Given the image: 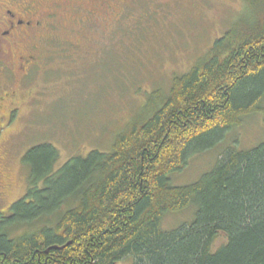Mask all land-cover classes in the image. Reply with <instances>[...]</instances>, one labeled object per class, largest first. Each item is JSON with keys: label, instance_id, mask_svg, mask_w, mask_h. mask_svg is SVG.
<instances>
[{"label": "trees", "instance_id": "1", "mask_svg": "<svg viewBox=\"0 0 264 264\" xmlns=\"http://www.w3.org/2000/svg\"><path fill=\"white\" fill-rule=\"evenodd\" d=\"M247 6L250 21L175 76L168 95L152 93L110 152L56 169L53 145L27 151L29 188L0 216V264H264V142L227 148L198 181L171 183L244 118L264 115V0ZM184 210L189 224L162 229Z\"/></svg>", "mask_w": 264, "mask_h": 264}, {"label": "rangeland", "instance_id": "2", "mask_svg": "<svg viewBox=\"0 0 264 264\" xmlns=\"http://www.w3.org/2000/svg\"><path fill=\"white\" fill-rule=\"evenodd\" d=\"M16 1L21 8L24 2H41L42 11L54 6L53 0ZM249 1L55 0L61 3L59 30L38 46L40 67L23 78L17 57L30 50L16 48L11 52L14 75L0 73V97L15 94L6 97L0 112V216L29 188V169L23 163L28 150L42 144L56 147V169L77 155L110 152L117 135L145 111L152 93L168 95L175 76L188 73L236 22L250 21ZM81 14L95 16L93 23L76 27ZM16 106L19 115L7 123L5 116ZM262 142L264 115L246 117L219 145L171 176V183L192 184L216 167L227 148L250 150ZM193 216L192 210L168 214L162 229L189 224ZM225 242L220 235L214 247Z\"/></svg>", "mask_w": 264, "mask_h": 264}, {"label": "flooded vegetation", "instance_id": "3", "mask_svg": "<svg viewBox=\"0 0 264 264\" xmlns=\"http://www.w3.org/2000/svg\"><path fill=\"white\" fill-rule=\"evenodd\" d=\"M50 1H48V3ZM53 1V8L48 11H42L39 8V6L43 5L41 2H38L34 6H31L32 2H24L25 7L21 8L16 4V0H0V73H4L7 78L14 75L12 69L15 62L14 57H11V52L16 48L25 47V49L30 50L27 52L26 56L17 57L19 61L17 70L23 74V78L29 77L32 69L40 67L41 61H39L40 58L37 55V50H39L38 46L42 42L53 40L56 37L55 32L59 30L57 11L61 3L56 4L55 0ZM74 12L79 13L80 11H78L77 8ZM89 14H81L80 18L75 19L76 27H80L85 23H93L96 12L94 18L91 16L94 13H91V15ZM76 15L77 14H75V18ZM31 51L33 54H30ZM17 73L18 72H16V74ZM2 95L3 96L0 97V112L4 111L6 108V97L15 94L12 92L11 94L2 93ZM19 108L20 106H16L8 111L5 116L7 123L11 122L19 115ZM2 118L3 117L0 116V124L4 122L1 121Z\"/></svg>", "mask_w": 264, "mask_h": 264}, {"label": "bare ground", "instance_id": "4", "mask_svg": "<svg viewBox=\"0 0 264 264\" xmlns=\"http://www.w3.org/2000/svg\"><path fill=\"white\" fill-rule=\"evenodd\" d=\"M178 230V229H177Z\"/></svg>", "mask_w": 264, "mask_h": 264}]
</instances>
